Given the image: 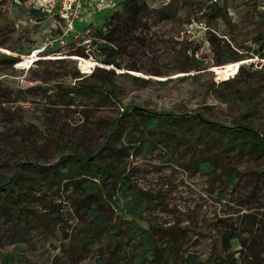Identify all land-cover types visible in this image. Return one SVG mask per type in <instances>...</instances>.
<instances>
[{
    "label": "rangeland",
    "instance_id": "rangeland-1",
    "mask_svg": "<svg viewBox=\"0 0 264 264\" xmlns=\"http://www.w3.org/2000/svg\"><path fill=\"white\" fill-rule=\"evenodd\" d=\"M115 1L116 9L101 8L86 18L92 20L90 33L47 46L46 38L58 33L51 25L54 19L32 17L27 2L0 0V177L11 173L17 157L37 160L45 176L47 165L60 156L57 136L67 143L65 152L78 145L80 152L100 155L95 168H110V197L101 180L91 201L66 178L32 188L28 210L0 225V264H153L141 255L138 227L176 256L175 264H185L191 254L202 264L225 258L221 235L231 232L240 233L243 245L230 240V260L264 264V157L236 149L209 150L192 137L146 151L139 142L147 133L132 110H195L230 124L246 111L250 89L256 108L247 119L264 133L263 0L217 1L226 8L227 20L209 17L210 0H175L173 16L162 11L172 0H146L148 10L114 57L119 65L99 60L100 46L116 47L100 32L106 18L121 8L122 0ZM220 44L229 55L242 53L244 59L218 65L215 49ZM33 50L31 63L27 55ZM193 57L203 63L198 71ZM186 74H195L201 85H213L205 102L192 83L179 80ZM80 84L96 88L78 92ZM124 112L128 121L115 131L113 142L120 151L104 161L102 146ZM215 152L238 171L234 185L225 184L221 168L210 174L196 165L195 157ZM121 177L130 187H122ZM132 192L141 199L135 200ZM85 206L102 220L97 222ZM129 209L140 210L144 220ZM89 236L93 240L88 242ZM163 259L157 257L156 264ZM167 264H174L173 259Z\"/></svg>",
    "mask_w": 264,
    "mask_h": 264
},
{
    "label": "trees",
    "instance_id": "trees-1",
    "mask_svg": "<svg viewBox=\"0 0 264 264\" xmlns=\"http://www.w3.org/2000/svg\"><path fill=\"white\" fill-rule=\"evenodd\" d=\"M217 1L219 0H210V3L206 6L209 17L214 19L219 16L222 20H227L228 13L226 8L219 7ZM174 4L175 0L166 3V6L162 9L165 15L173 16L172 8ZM262 8L264 9V0ZM120 10L121 12H119ZM120 10H114L106 18V21L104 22L106 31H100L107 42L113 43L116 46L115 48L107 45L100 46L102 56H99V60L105 64L116 63L119 65L114 59V57L120 53L118 48L121 47L122 42L130 39L128 35L130 28L138 23L139 19L145 15L148 10V5L146 0H122ZM29 14L38 20L44 17V13L34 8L29 9ZM228 52L225 44L218 45L215 49L217 59L219 60L218 65H226L244 59L242 53L229 55ZM191 64L196 71L201 69V64L203 65V63H200V61L194 57L191 58ZM241 70L242 66L239 67L238 72ZM106 74H112V70H107ZM196 78L197 76L195 74H186L181 76L179 80L192 83L193 87L197 89V98L200 101L205 102L210 95L211 87L213 85H201ZM133 79L138 80L136 77H133ZM139 81L145 84L149 82L146 79H139ZM158 84L164 86L165 82L159 80ZM93 88L96 87L92 84H80L75 90L85 93L87 90ZM248 97L250 98L248 102H246V111L241 113L240 116L230 124H223L215 120H210L201 112L195 110L187 112H176L174 110L154 111L140 106H133L132 110L134 114L139 116L138 123L141 124V130L147 133V136L143 137L139 142V146L141 149L147 151L153 145L158 143H163L165 145L174 143V145H178L182 139L186 142L188 140L187 138L192 137L197 141H203L206 146L210 147L209 150L211 148H217L218 150L221 149L224 151L236 149L238 151L254 153L258 157H264V133L253 127L247 119V116H249L256 108L254 94L251 93L250 89ZM126 117L127 112L118 116L115 120V128L107 136L105 144L102 146V149L105 150V153L103 154L104 161L115 158V155L120 151L119 148L113 145V142L117 136L115 135V131L120 125H122V123L128 121ZM53 138L59 145L60 156L56 162L47 165L48 167L45 176L39 172L42 164L37 160H22L20 157H17L12 160L11 173L6 178L2 176L0 177V225L4 221L10 222L16 217L21 216L23 210H28L25 206L27 196L31 195L32 188L37 186L40 187L43 181L53 184L55 181L61 180L62 178L71 180L75 187L81 190V193L87 198V201H91L92 197L96 196L99 189V181L101 180L104 185L101 189L106 196L110 197V182L106 180L110 168L106 166V164L100 165L99 168L94 167L95 164H97L100 155L98 153L89 155L87 152H80L78 145L72 146L67 153L65 152V147H67L65 140L60 138V136ZM90 157H92L91 160H89ZM194 160L196 165L204 173L211 174L214 169L218 167L221 168V171L225 174V184H235L238 171L232 166L221 162L216 155V152L215 154L210 153L209 155L201 154L195 157ZM50 171L53 172L52 175H50ZM262 172L264 173V171ZM120 181L122 187H130V182L126 177H121ZM219 194L222 196L223 192H220ZM132 195L137 201L141 199L140 196H137L133 192ZM84 208L88 214L94 216V218L98 220L97 222L102 220L94 209L89 206H85ZM128 212L140 221L144 220L141 216L140 210L129 209ZM111 228L115 229L116 227L111 225ZM137 232L139 234L138 245L142 248L141 255L144 258L146 257V259L153 264H156L157 257L164 258L162 264H167L168 259H173L174 264L177 262V257L173 254H169L166 249L162 248L154 240L152 234L145 228L138 227ZM87 238L88 242L93 240L92 236ZM221 239L224 251H227V255L225 258H219V260L215 259L213 264H237L234 258L230 260V258L233 257V252L229 249L231 239H236L243 245V238H241L240 233H223ZM242 257L243 256H241V258ZM135 259H139V254L135 255ZM105 261L106 260H100L98 264H105ZM185 264L202 263L197 260L195 255L191 254L185 258Z\"/></svg>",
    "mask_w": 264,
    "mask_h": 264
},
{
    "label": "built area",
    "instance_id": "built-area-1",
    "mask_svg": "<svg viewBox=\"0 0 264 264\" xmlns=\"http://www.w3.org/2000/svg\"><path fill=\"white\" fill-rule=\"evenodd\" d=\"M27 2L30 6L40 12L44 13V16L56 20L58 27V33L55 37L46 38L47 46L51 43H65L66 40H76L82 34L90 33V26L92 20L88 21L82 30L77 29L76 24L78 20L84 15V11L87 12L85 18L93 17L97 11L101 8H113L118 7V3L115 0H91V8H86L88 0H17ZM86 8V9H85ZM105 30L103 26L102 31ZM89 41L88 39L84 40ZM36 51H31L27 56L30 57V62L34 61ZM91 56V55H90ZM89 57V56H88ZM91 58V57H89ZM96 62V61H95ZM97 64V62H96Z\"/></svg>",
    "mask_w": 264,
    "mask_h": 264
},
{
    "label": "crops",
    "instance_id": "crops-1",
    "mask_svg": "<svg viewBox=\"0 0 264 264\" xmlns=\"http://www.w3.org/2000/svg\"><path fill=\"white\" fill-rule=\"evenodd\" d=\"M86 5H87L86 6L87 9L88 8H91L92 7L91 6V0H88ZM49 19L51 20V18H49ZM52 21H54V22H52ZM51 22H52L51 25L55 27V25L57 24L56 20H51ZM87 22H88V20L83 15L82 18L80 20H78V22L76 24L77 29L82 30L83 27L86 25Z\"/></svg>",
    "mask_w": 264,
    "mask_h": 264
},
{
    "label": "water",
    "instance_id": "water-1",
    "mask_svg": "<svg viewBox=\"0 0 264 264\" xmlns=\"http://www.w3.org/2000/svg\"><path fill=\"white\" fill-rule=\"evenodd\" d=\"M91 159H92V157L89 158V160H91Z\"/></svg>",
    "mask_w": 264,
    "mask_h": 264
}]
</instances>
